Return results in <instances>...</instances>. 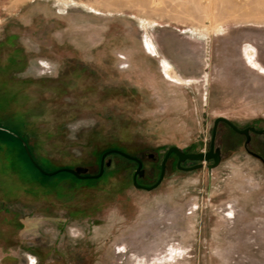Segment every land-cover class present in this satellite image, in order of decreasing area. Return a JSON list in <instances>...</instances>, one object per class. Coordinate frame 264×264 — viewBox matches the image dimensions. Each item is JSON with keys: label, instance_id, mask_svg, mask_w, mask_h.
Segmentation results:
<instances>
[{"label": "rangeland", "instance_id": "1", "mask_svg": "<svg viewBox=\"0 0 264 264\" xmlns=\"http://www.w3.org/2000/svg\"><path fill=\"white\" fill-rule=\"evenodd\" d=\"M217 116L264 128V0H0V124L47 169L96 172L118 148L150 185L170 145L208 150ZM244 142L219 124L211 178L168 161L139 189L112 153L100 178L29 193L0 147V264H264V161ZM248 148L264 158V134Z\"/></svg>", "mask_w": 264, "mask_h": 264}, {"label": "water", "instance_id": "2", "mask_svg": "<svg viewBox=\"0 0 264 264\" xmlns=\"http://www.w3.org/2000/svg\"><path fill=\"white\" fill-rule=\"evenodd\" d=\"M219 122L226 123L234 131L239 132V133H243L246 136L248 135V130H252L256 133H263L264 132V129H255L253 127H247L244 129H239L228 118H226L224 116H217L213 121V127L211 130L209 149L207 151L185 152L182 148H180L177 145H170L167 148L166 153H165V155L161 161L160 173H159L157 180L149 186H142L141 184H139L137 182V176H142L144 173V169L142 168V160L138 156L129 154L127 152H124V151L116 149V148H110V149L105 150L100 155V158H99L98 172L95 174H88V168L81 166V165H77L74 168L60 167V168L52 170V171H45L34 161L32 155L30 154V152L28 150L27 143L24 140H22V145H23L29 159L35 165V167L41 173L48 175V176L55 175L59 172L65 171V172H69V173L75 175L77 178H98L102 175V173L104 171V159H105V157L111 153L119 154V155L137 163L136 169H135L133 176H132L133 186L136 188H141V189H145V190H152V189L156 188L161 183V181L164 177L165 163H166V159L170 153H174L175 155H177L178 159H177L176 165L178 168H180L184 171H192V170L202 168L204 166V163L206 162L205 167L207 168L208 177L211 178L212 169L218 166L220 159H221L220 149L218 147L214 149L216 126ZM186 160L192 161V162L195 161L196 163L193 165L182 167L181 163L185 162ZM209 160H212V162L209 163L208 162ZM105 164L109 165V161H107Z\"/></svg>", "mask_w": 264, "mask_h": 264}, {"label": "trees", "instance_id": "3", "mask_svg": "<svg viewBox=\"0 0 264 264\" xmlns=\"http://www.w3.org/2000/svg\"><path fill=\"white\" fill-rule=\"evenodd\" d=\"M1 125H4V127H2ZM0 127H2V128H0V147L1 148H3V147L7 148L5 151V158H6L7 164H4V166L6 165L5 166L6 168H4V170L9 169V167H10V169L13 168L17 172H20V177L27 180V183H31V184L36 183L37 184V186H31L30 185V187L24 188L25 192L29 193V191H33V190L35 191L36 189H42V188H48L49 189L50 185L52 183V181L50 179L58 178V180H60V179H64L66 177H69L68 176L69 174L64 173V172H63L64 174H67V176H65V177H60V176L46 177V176L42 175L34 167V165L30 162L29 158L27 157V155L24 151V148L21 144L20 139L11 133V132H14L18 135L23 136L20 133V130L14 124H11V123H9V124L7 123L6 125L4 123H1ZM23 139L25 141L28 140V138H26L25 136H23ZM16 149L18 151L14 152V150H16ZM29 149L32 153L34 152V149L30 145H29ZM33 155L35 157V153H33ZM35 160L44 168H46L45 166H49L51 164V161L45 157H42V160H40L38 157H35ZM24 169L26 171H24ZM106 169H105V171H106ZM22 171H24L25 173H23ZM26 173L30 176H27ZM25 176H27V177L25 178ZM70 178L72 180L75 179L74 177H70ZM58 180H55L53 182V184L55 186H57ZM4 184H5L6 190H8L11 193L18 189V187L14 186L15 181L12 178L11 179L5 178ZM8 191H6V192H8Z\"/></svg>", "mask_w": 264, "mask_h": 264}, {"label": "flooded vegetation", "instance_id": "4", "mask_svg": "<svg viewBox=\"0 0 264 264\" xmlns=\"http://www.w3.org/2000/svg\"><path fill=\"white\" fill-rule=\"evenodd\" d=\"M220 123H223V124H225L226 126H228L232 131H234L229 125H227L226 123H224V122H219L218 124H217V126H216V135H215V141H216V136H217V131H218V126H219V124ZM236 125V124H235ZM237 126V125H236ZM213 127V126H212ZM238 127V126H237ZM247 127H253V128H255V129H264V128H256L255 126H252V125H247V126H245V127H238L239 129H244V128H247ZM0 128H2V127H0ZM5 129V128H4ZM212 130V129H211ZM11 132V131H10ZM235 133H237V134H240V135H242V136H244V138H245V142H244V148H245V150L249 153V154H251V155H253V156H255V157H257V158H259L260 160H262V161H264V158L260 155V154H258L257 152H254V151H252V150H250L249 148H248V145L249 144H251L252 143V135H255V134H259V135H261V134H264V132L263 133H256V132H254V131H252V130H248V135L246 136L245 134H243V133H239V132H236V131H234ZM12 134H14L15 136H17L19 139H20V141H21V144H22V140H24L22 137H20L18 134H16V133H14V132H11ZM25 141V140H24ZM26 142V141H25ZM209 143H210V141H209ZM23 146V145H22ZM27 147H28V150H29V152H30V154L32 155V157H33V159H34V161L42 168V169H44L45 171H52V170H55V169H58V168H60V167H69V168H74L75 166H77V165H64V166H56V167H53V168H51V169H46V168H44V167H42L36 160H35V157H34V155H33V153L30 151V149H29V145H28V143H27ZM218 146H215V142H214V149L215 148H217ZM24 148V147H23ZM219 149H220V147H218ZM110 149V148H109ZM116 149H118V148H116ZM208 149H209V146H208ZM120 150V149H119ZM24 151H25V149H24ZM105 151V150H104ZM104 151H102L101 152V154L104 152ZM123 151V150H122ZM184 151L185 152H193V151H187V150H185L184 149ZM207 151V150H206ZM125 152V151H124ZM25 153H26V151H25ZM166 153V152H165ZM100 154V155H101ZM112 154V153H111ZM130 154V153H129ZM26 155H27V153H26ZM165 155V154H164ZM220 155H221V149H220ZM108 156V155H107ZM107 156L105 157V159H104V171H103V173H102V175L100 176V177H102L103 175H104V173H105V169L106 168H108L109 167V165H106L105 163L107 162V161H109V164H110V160L108 159H106L107 158ZM136 156V155H135ZM27 157H28V155H27ZM123 157V156H122ZM164 157V156H163ZM163 157H162V159H163ZM29 158V157H28ZM99 158H100V156H99ZM125 158V157H124ZM140 158V157H139ZM127 159V158H126ZM141 159V158H140ZM162 159H161V161H162ZM177 159H178V157H177V155H175L174 153H170L169 155H168V157H167V159H166V163H165V169H166V166H167V163H168V161H170V162H174V165H175V167L177 168V169H180V168H178L177 167V165H176V163H177ZM30 160V159H29ZM129 160V159H128ZM142 160V159H141ZM132 161V160H131ZM161 161H160V166H159V173H160V168H161ZM30 162H31V160H30ZM134 162V161H133ZM209 163H211L212 162V160H209L208 161ZM32 163V162H31ZM135 164H136V166H137V163L136 162H134ZM196 162L195 161H188V160H186L185 162H182L181 163V166L183 167V166H189V165H193V164H195ZM33 164V163H32ZM34 165V164H33ZM98 166H99V163H98ZM34 167H35V165H34ZM85 167V166H84ZM36 168V167H35ZM88 168V167H87ZM142 168H143V161H142ZM37 169V168H36ZM135 169H136V167H135ZM144 169V168H143ZM38 170V169H37ZM180 170H182V169H180ZM39 171V170H38ZM135 171V170H134ZM182 171H184V170H182ZM40 172V171H39ZM68 173L69 175V177H75V178H77L75 175H73V174H71V173H69V172H65V171H62V172H59V173H57V174H55V175H51V176H48V175H45V174H43V173H41L42 175H44V176H46V177H54V176H58L59 174H64V173ZM98 172V168H97V171L96 172H90V170L88 169V174H95V173H97ZM134 173V172H133ZM159 173H158V176H159ZM164 175H165V173H164ZM65 176H67V174H65ZM65 176H62V177H65ZM132 176H133V174H132ZM158 176H157V178H158ZM100 177H98V178H100ZM143 177H144V173H143V175L142 176H137V182L139 183V184H141L142 186H149V185H144V184H142L143 183ZM79 179H97V178H79ZM163 179H164V177H163ZM162 179V180H163ZM157 180V179H156ZM155 180V181H156ZM140 181H142V182H140ZM154 181V182H155ZM153 182V183H154ZM162 182V181H161ZM152 183V184H153ZM132 184H133V180H132ZM151 185V184H150ZM160 185V184H159ZM158 185V186H159ZM157 186V187H158ZM139 189H141V188H139ZM155 189V188H154Z\"/></svg>", "mask_w": 264, "mask_h": 264}, {"label": "crops", "instance_id": "5", "mask_svg": "<svg viewBox=\"0 0 264 264\" xmlns=\"http://www.w3.org/2000/svg\"><path fill=\"white\" fill-rule=\"evenodd\" d=\"M163 56V55H162ZM159 64H160V67H161V62H160V59H159ZM162 69V68H161ZM163 71V70H162Z\"/></svg>", "mask_w": 264, "mask_h": 264}]
</instances>
